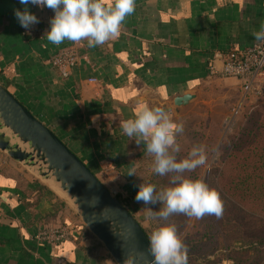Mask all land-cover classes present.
I'll list each match as a JSON object with an SVG mask.
<instances>
[{"label": "crops", "instance_id": "obj_1", "mask_svg": "<svg viewBox=\"0 0 264 264\" xmlns=\"http://www.w3.org/2000/svg\"><path fill=\"white\" fill-rule=\"evenodd\" d=\"M23 8L19 0H0V84L128 202L144 228L143 203L133 201L138 187L127 174L149 153L123 134L121 122L144 104L171 108L170 119L179 123L194 113L200 92L212 82L240 92L237 80L209 76V66L216 53L257 42L252 33L264 23V0H135L117 37L95 48L79 42L80 60L67 79L49 58L73 42L57 46L46 36L25 37L14 15ZM189 93H195L192 103L172 104ZM30 169L46 172L41 165ZM65 196L52 175L39 180L0 170V264H116ZM64 224L72 227L71 240L57 247L34 240L39 228Z\"/></svg>", "mask_w": 264, "mask_h": 264}, {"label": "clouds", "instance_id": "obj_2", "mask_svg": "<svg viewBox=\"0 0 264 264\" xmlns=\"http://www.w3.org/2000/svg\"><path fill=\"white\" fill-rule=\"evenodd\" d=\"M19 3L24 6L23 11L14 9V15L25 29L40 22L29 11L28 5L53 10L45 36L48 42L57 46L64 41H86L89 48L101 46L120 34L122 24L135 11V0H19ZM252 35L256 41L264 42V23ZM120 127L123 134L134 138L138 145L143 143L146 152L154 157L152 170L155 174H172L169 186L160 190L150 183L139 186L134 197L137 202L160 204L158 211L146 208L148 219L167 220L177 213L195 219L222 214L217 190L210 188L203 179L183 175L186 171L206 166L205 146L193 145L184 158L177 159L175 153L180 148L176 144V135L183 131V125L172 121L163 107L142 104L134 117L122 121ZM127 175H135V171L130 170ZM148 241L152 256L148 264H188L187 246L174 224L155 228ZM124 264H138V257L129 254Z\"/></svg>", "mask_w": 264, "mask_h": 264}, {"label": "water", "instance_id": "obj_3", "mask_svg": "<svg viewBox=\"0 0 264 264\" xmlns=\"http://www.w3.org/2000/svg\"><path fill=\"white\" fill-rule=\"evenodd\" d=\"M195 93L174 98L175 107L192 103ZM167 112L172 109L164 108ZM0 119L33 152L12 146L0 135V150L18 162L38 158L61 189L77 206L89 231L104 245L116 264H124L127 255L138 257V264L152 260L148 238L133 214L116 198L97 176L41 120L35 117L6 87L0 84ZM142 258L140 257V254Z\"/></svg>", "mask_w": 264, "mask_h": 264}, {"label": "rangeland", "instance_id": "obj_4", "mask_svg": "<svg viewBox=\"0 0 264 264\" xmlns=\"http://www.w3.org/2000/svg\"><path fill=\"white\" fill-rule=\"evenodd\" d=\"M240 97L241 92H238L235 88L219 85L216 82L205 85L202 92L199 94L198 100L196 101V108L193 109L194 113L191 116H186V118H183L179 121V124L183 125V131L177 133L176 144L187 147L189 146V143H192L193 140H196L197 134H201V142L206 145L216 146L212 160H214L216 157L218 158V148L222 143H227L236 135L239 128L244 125L246 114L253 110L264 108V99H261L254 103H246L240 112L235 113L234 110L236 109V105L239 102ZM6 133L12 136L11 139L14 144H18V142L23 144L21 140L12 133L11 130L4 126L3 121L0 119V135L4 134L6 136ZM13 138L17 139L18 141H14ZM23 147L27 149L26 146ZM29 148L30 152H33L30 145ZM181 151L185 154L186 150ZM179 153L180 151L175 153V155H178ZM153 162L154 157L151 154L138 157L133 166L135 175H133L132 183L134 186L139 188L142 183H150L154 184L155 186H160L164 183L160 181L158 174L153 172ZM38 165L45 166L36 157L33 162H18L13 160L9 156L8 152H3L0 150V170L8 171L12 169L18 173H25L35 177L36 179L42 180V175L39 176L30 169L31 167ZM47 172L48 171L46 167L45 173ZM167 175L168 180L172 174ZM114 196L117 198V195ZM64 198L78 210L77 206L69 196H65ZM121 199L124 200L122 197ZM133 201H135L134 197ZM126 204L129 206L128 202H126ZM146 208H151L153 211H158L160 207L158 203L154 205H144L143 203L142 212L145 215V220H143V224L145 225L144 229L150 236L151 232L159 226L158 223H162V220L159 218L148 219V210ZM253 221L255 222V225L253 226L254 231H264V224H262L260 220L253 219ZM173 222L174 223L172 224H174L177 231H179L180 234H178L183 242L185 241L188 246H191L192 248L195 246L196 248V250L187 254L188 264H193L195 259L196 264H215L212 262L215 259L217 264H261L264 261V243H262L260 246L257 245L259 243H256L252 247L245 245L244 247L238 243V247H232L229 250H224L222 249L223 244L218 240V236L213 237L215 241H206V239L209 238L206 236V234L208 235V230H214V228L208 229V225L206 223L202 222L198 228H196L195 218H188L183 224L181 220H174ZM231 225L234 226L235 224L231 223ZM229 226L230 225L228 223L227 228L224 227L227 234L230 233ZM242 230H246V227L242 228Z\"/></svg>", "mask_w": 264, "mask_h": 264}, {"label": "trees", "instance_id": "obj_5", "mask_svg": "<svg viewBox=\"0 0 264 264\" xmlns=\"http://www.w3.org/2000/svg\"><path fill=\"white\" fill-rule=\"evenodd\" d=\"M200 136L201 134H197L196 140L189 143L187 147L179 145L181 150L186 151L184 154L180 150L176 157L184 158L193 145L205 146L208 156L206 166L186 171L183 175L186 178L203 179L210 188L217 190L222 202V214L219 217L206 215L196 219V228L202 222L208 225V229L214 228L213 231L208 230L206 236L209 238L206 241H213V237L218 236L224 250L238 247L239 244L252 247L259 243L257 245L260 246L264 243V231L253 230L255 225L253 219L260 220L264 224V108L246 114L244 125L231 140L220 145L217 151L219 156L214 160L212 158L216 146L204 144ZM158 177L164 183L156 186L157 190L169 186L168 175L165 177L158 175ZM117 198L125 207H128L124 200L119 196ZM158 205L160 207L159 203ZM188 218L184 214L177 213L167 220H162V223L159 222L158 225L172 224L174 220H181L183 224ZM228 223L229 234L225 231ZM231 223L235 225L232 226ZM244 227L246 230H242ZM143 230L148 238V233L144 228ZM184 243L187 246V254L196 250L195 246L192 248L185 241ZM212 262L217 264L216 259ZM193 264H196V259ZM261 264H264V261Z\"/></svg>", "mask_w": 264, "mask_h": 264}, {"label": "built area", "instance_id": "obj_6", "mask_svg": "<svg viewBox=\"0 0 264 264\" xmlns=\"http://www.w3.org/2000/svg\"><path fill=\"white\" fill-rule=\"evenodd\" d=\"M39 23L25 29L20 26L22 34L31 39L43 40L49 29V20L54 15L49 8H38ZM80 60L79 43H73L69 47L60 48L52 52L49 58L50 64L57 70L63 79L69 78L78 66ZM216 61L221 63L217 67ZM209 76L222 79H235L239 82L241 97L236 105L235 113L240 112L246 103H254L264 99V42H255L246 48H232L225 52L215 54V60L210 63ZM90 83H97L92 78ZM112 193V192H111ZM72 227L64 224L52 227H41L34 240L40 244L59 246L71 240Z\"/></svg>", "mask_w": 264, "mask_h": 264}, {"label": "bare ground", "instance_id": "obj_7", "mask_svg": "<svg viewBox=\"0 0 264 264\" xmlns=\"http://www.w3.org/2000/svg\"><path fill=\"white\" fill-rule=\"evenodd\" d=\"M13 139H14V141H18V140L15 139V138H13ZM17 146H21V147L26 146V147H27V150L30 152L29 145H27V144H21V143L18 142ZM41 167L44 168V169H46V167L43 166V165H41ZM59 184H60V183H59ZM66 193H67V192H66ZM67 195H68V193H67ZM68 196H69V195H68Z\"/></svg>", "mask_w": 264, "mask_h": 264}]
</instances>
